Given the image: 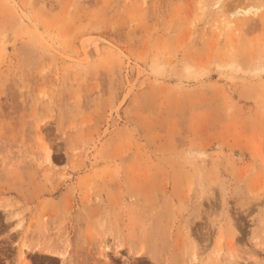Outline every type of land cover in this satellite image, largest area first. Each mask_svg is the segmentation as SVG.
<instances>
[{
	"label": "rangeland",
	"instance_id": "374dc122",
	"mask_svg": "<svg viewBox=\"0 0 264 264\" xmlns=\"http://www.w3.org/2000/svg\"><path fill=\"white\" fill-rule=\"evenodd\" d=\"M0 264H264V0H0Z\"/></svg>",
	"mask_w": 264,
	"mask_h": 264
}]
</instances>
